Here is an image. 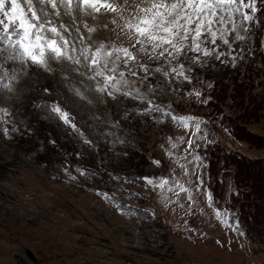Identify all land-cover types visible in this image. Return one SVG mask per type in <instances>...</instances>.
I'll return each instance as SVG.
<instances>
[{
	"label": "rangeland",
	"instance_id": "374dc122",
	"mask_svg": "<svg viewBox=\"0 0 264 264\" xmlns=\"http://www.w3.org/2000/svg\"><path fill=\"white\" fill-rule=\"evenodd\" d=\"M108 2L115 6L116 0ZM139 3L118 0L125 16ZM46 10L49 26L62 24L69 30L60 28L65 36L70 32L69 38L84 37L78 47L94 51L110 41L115 47L131 48L134 43L112 23H119V13L102 9L89 14L83 4L77 9L59 3L55 9L48 4ZM251 30L233 45L240 54L235 68L231 62L199 64L189 59L179 63L192 70L191 83L181 84L163 72H153L147 86L141 83L142 71L124 78L123 91L139 88L146 101L176 116L179 112L197 118L202 131L196 135L194 124L184 128L170 117L140 115L144 102L127 96L112 98L95 91L87 99L73 95L66 78L81 90L91 83L70 71L74 65L49 60L50 70L45 71L17 64L12 90L0 89V108L8 116L13 110L37 122L39 132L31 137L24 123L18 128L8 126L7 119L0 121V264H264V220L255 214V195L238 169L264 158V145L238 139L231 129L247 107L242 118L247 129L264 138V47L256 45L258 29ZM135 54L143 63L158 62L138 50ZM221 88L226 95L217 100L214 94ZM196 91L202 92L200 99L190 95ZM52 103L72 115L79 132L49 119L42 106ZM18 116L22 122L24 117ZM41 132L47 143L39 138ZM189 138L195 140L190 150ZM197 155L199 162L194 160ZM81 170L88 174L81 175ZM198 176L204 184L195 191ZM142 177L179 182L193 196L195 208L188 209L185 195L183 209L167 203L165 196L175 200V193L146 186ZM244 188L250 193L247 199L240 194ZM100 192L120 203H111ZM207 194L215 208L231 210L243 235L218 222Z\"/></svg>",
	"mask_w": 264,
	"mask_h": 264
},
{
	"label": "snow or ice",
	"instance_id": "6c2138e0",
	"mask_svg": "<svg viewBox=\"0 0 264 264\" xmlns=\"http://www.w3.org/2000/svg\"><path fill=\"white\" fill-rule=\"evenodd\" d=\"M57 3L66 7L75 6L77 9L83 4L89 14L99 13L102 9L119 13V23L117 20L112 23L126 31L129 40L134 43L131 48L101 43L94 51L91 46L78 47L84 40L83 36L69 38L70 32L69 36H65L60 31V28L69 31L64 25L49 26L52 22L46 19L50 15L46 10L47 5L51 4L55 9ZM6 4L9 6L6 7ZM260 11H264V0H140L135 10L127 16L124 15V10L119 8L118 0L115 6L108 0H0V89L12 90L15 73L20 70L16 68L17 64L28 63L48 71L49 60L66 63L75 66L71 67L70 71L86 77L91 82L81 90L72 86L70 78H66L65 82L73 95L87 99V93L95 91L112 98L117 95L127 96L144 102L140 115H153V118L170 117L172 122L184 128L194 124L196 135L202 131V125L197 118L176 116L162 106L146 101L139 88L123 91L122 88L127 83L124 78L137 77L142 71L144 77L141 83L147 86L153 72H163L166 77L181 84L191 83L194 78L191 75L192 70L179 63L189 59L199 64L210 60L222 64L231 62L235 68L240 54L233 45L235 42L244 41L246 35L250 34ZM87 31L91 33L94 29L88 28ZM224 46L227 50H222ZM135 50L158 62L143 63L138 59ZM81 66L86 67L87 71H81ZM190 95L200 99L203 94L196 91ZM42 107L47 109L49 119H56L79 132L72 115L60 105L52 103ZM7 117V109L0 108V121L6 120ZM2 131L8 136L11 130L4 128ZM177 139L181 143L184 142V137ZM187 142L190 150L195 140L189 138ZM52 143L55 144V141ZM84 143L91 142L85 140ZM196 146L199 147V144ZM171 147L176 148L177 145L172 143ZM169 155L173 153L170 152ZM194 160L199 162L201 158L197 155ZM188 171L185 168V175ZM85 174H88L86 170H81V175ZM113 179L120 177L113 176ZM140 179L146 186L161 190L167 188L175 193V200L165 196L167 203L176 204L183 209L185 205L180 201L181 196L185 195L189 201L188 209L191 211L195 208L193 196L179 182L169 178ZM197 180L195 191H200L204 182L199 176ZM99 195L108 198L111 203H120L109 197L106 192H100ZM207 199L218 222L240 235L244 234L230 209L215 208L211 194H207Z\"/></svg>",
	"mask_w": 264,
	"mask_h": 264
},
{
	"label": "trees",
	"instance_id": "16d2710c",
	"mask_svg": "<svg viewBox=\"0 0 264 264\" xmlns=\"http://www.w3.org/2000/svg\"><path fill=\"white\" fill-rule=\"evenodd\" d=\"M224 90H225L224 88H221V90L219 92H217V94L216 93L214 94V98H216L217 100L223 99L226 95ZM243 112H244V114L248 113L247 107H244ZM244 114L242 116H237L238 118L235 119L234 123H233V130H234L237 138L244 140V141H247L249 143H253L254 140L258 141L259 142L257 144L258 147H263L264 138L260 135H255V134L249 132L248 130H246L245 125H244L245 123L242 119V118H244ZM18 115L21 117H24V115H21V114H18ZM13 118H15V117H12V119ZM17 121L19 122V125H20V121L18 119H17ZM22 122H24L25 126L28 129L32 130L29 133V135L31 137L37 136V133L39 132L37 122H32L27 117H24V120ZM41 133L42 134H40L39 138H42V141L47 143L46 141H47L48 137L46 136L45 133H43V132H41ZM52 145L55 146V144H53V143H52ZM48 146L51 147L50 143H48ZM44 150H45V146H44ZM49 155L50 154L47 153L46 157ZM246 165L247 166H245L244 168L242 166V167H238V169L241 170L239 172H242V175H243L241 177V180L244 182L246 180L250 184L249 187H251V193H253L255 195V201H254L255 214L259 216V221L261 222L264 220V158L252 159L251 161H249V164H246ZM244 195L247 199L248 196L250 195V193H246Z\"/></svg>",
	"mask_w": 264,
	"mask_h": 264
},
{
	"label": "water",
	"instance_id": "95a60500",
	"mask_svg": "<svg viewBox=\"0 0 264 264\" xmlns=\"http://www.w3.org/2000/svg\"><path fill=\"white\" fill-rule=\"evenodd\" d=\"M26 254H27V256L30 258V259H35V255L32 253V251L31 250H29V249H26ZM18 261L20 262V263H25V259L23 258V257H19L18 258Z\"/></svg>",
	"mask_w": 264,
	"mask_h": 264
}]
</instances>
